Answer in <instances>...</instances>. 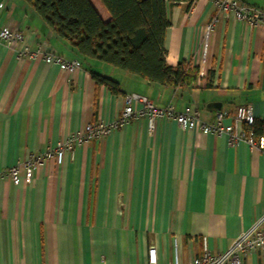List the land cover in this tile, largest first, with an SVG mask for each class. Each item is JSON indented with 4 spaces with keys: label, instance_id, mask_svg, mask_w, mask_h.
I'll list each match as a JSON object with an SVG mask.
<instances>
[{
    "label": "crops",
    "instance_id": "1",
    "mask_svg": "<svg viewBox=\"0 0 264 264\" xmlns=\"http://www.w3.org/2000/svg\"><path fill=\"white\" fill-rule=\"evenodd\" d=\"M239 1L264 11V0ZM0 2V24L23 33L33 52L45 48L81 63L70 74L0 40V174L18 164L21 178L17 185L0 179V264H149L151 246L158 264H190L204 239L221 254L264 220V155L201 128L240 106L264 121V26L229 15L208 33L213 0L190 9L167 0L166 61L199 69L190 85L170 87L84 59L25 0ZM92 73L118 82L123 94L98 86ZM131 95L179 113L190 108L198 125L184 131L163 118L151 134L145 118L135 119L75 146L62 164L45 161L24 182L29 156L90 123L116 120ZM242 264H264V249Z\"/></svg>",
    "mask_w": 264,
    "mask_h": 264
},
{
    "label": "trees",
    "instance_id": "2",
    "mask_svg": "<svg viewBox=\"0 0 264 264\" xmlns=\"http://www.w3.org/2000/svg\"><path fill=\"white\" fill-rule=\"evenodd\" d=\"M25 1L84 59L170 87L190 85L199 75L198 68L192 69L186 63L172 67L166 61L165 38L171 25L167 0H99L110 18L108 21L93 0ZM169 2L186 3L190 9L196 0ZM92 77L111 94H123L115 80L97 73H92ZM245 129L258 137L264 136V121L256 119L253 126Z\"/></svg>",
    "mask_w": 264,
    "mask_h": 264
},
{
    "label": "built area",
    "instance_id": "3",
    "mask_svg": "<svg viewBox=\"0 0 264 264\" xmlns=\"http://www.w3.org/2000/svg\"><path fill=\"white\" fill-rule=\"evenodd\" d=\"M213 3L217 8V15L208 26V33L216 23L229 15L251 26H264V11L259 8L250 6L239 0H213ZM4 7V3L0 2V11ZM25 38L23 33L3 27L0 24V40L10 46L17 45L21 56H27L32 59L37 55H42L47 64L59 66L70 74H73L80 68L81 63L79 60L67 61L52 50L41 48L37 52H33L30 46L26 44ZM125 102L126 105L120 117L116 120L111 122L98 120L90 123L86 126L83 133L77 132L72 134L56 147L29 156L23 164L25 172L24 182L31 184L35 170L45 161L55 159L59 164H62L66 155L72 153L75 146L88 144L92 140H100L116 130L124 128L135 119L145 118L148 121L149 132L151 134L155 130L156 121L163 118L174 120L184 131H192L198 125V118L192 113L190 108H186L184 112L179 113L170 105L160 108L140 95L127 96ZM227 118L232 120V123L229 125L224 124ZM255 120L256 118L251 108L240 106L232 116L226 111L217 112L215 122L201 124V128L208 133L226 135L229 137L232 145L244 143L251 148L259 150L264 155V136L258 137L251 130L245 129V126H253ZM19 172L20 165L17 164L10 167L6 172L1 173L0 179L10 178L17 185L21 182ZM263 221L257 222L248 231L242 233L221 254H213L204 239L201 254L190 264H242L243 256L264 249ZM148 260L149 264H158L156 246L149 248Z\"/></svg>",
    "mask_w": 264,
    "mask_h": 264
},
{
    "label": "rangeland",
    "instance_id": "4",
    "mask_svg": "<svg viewBox=\"0 0 264 264\" xmlns=\"http://www.w3.org/2000/svg\"><path fill=\"white\" fill-rule=\"evenodd\" d=\"M95 4H98L99 6H101V8H103L102 4L100 3L99 0H93ZM103 10L105 11V9L103 8ZM106 12V11H105ZM107 14V13H106ZM108 16V14H107ZM112 68V67H111Z\"/></svg>",
    "mask_w": 264,
    "mask_h": 264
}]
</instances>
